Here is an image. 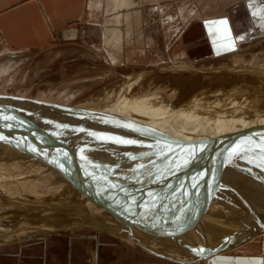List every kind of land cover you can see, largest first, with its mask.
<instances>
[{"label": "rangeland", "instance_id": "obj_1", "mask_svg": "<svg viewBox=\"0 0 264 264\" xmlns=\"http://www.w3.org/2000/svg\"><path fill=\"white\" fill-rule=\"evenodd\" d=\"M109 1H111V5L114 2V0ZM143 1L141 8L136 10L134 8L132 10L130 9V11H123L125 13H119L122 15L121 19L130 18V21L125 23V20L123 22L125 24H122L120 28L115 21L114 11H111L113 7L110 5L108 7L107 0V6L103 10L105 16L102 11L91 14L89 24L87 25L88 33L85 35L84 40L75 41L73 45L59 46L41 53L28 54L16 60H12L9 64L6 63L4 68L0 67V95H7V97L12 95L20 98L32 99L34 101H42L43 105H46V103L47 105L54 103L60 105L61 108L67 106L71 109H92L90 112L93 114L92 118L95 121V126H90L91 117L89 113H87V116L82 115L88 118H85L80 123L81 127L100 126L99 129L105 126L113 127H110L111 129L109 130L105 129L100 136L97 133H95V135L90 133L91 135H89V132L87 134L84 131L85 129L81 127H77L78 130H74L76 128H70L75 127L74 125L69 126L67 129L68 134L66 132L67 135H65L66 140L64 139L63 142H60L58 146L55 147L37 141V139L41 137L50 140L51 135H49V131H46V128L41 126L42 124L35 121L38 128H41V132L39 131L37 137L21 150H17L13 147V142L16 139L15 137L11 136L10 139L0 138V166L4 167L5 165V167L11 169L10 174H12L13 177L6 178L5 180L8 181V183L10 181L13 182V185L10 184V186L13 187L14 193L8 196L0 195L2 197V199H0V264H184L187 261H192L194 257L202 255L203 251L209 247L211 243L214 245L215 241L221 238L217 237L213 240L214 243L213 241H207L208 237L212 234L220 235L218 233L219 229L215 228L216 223H219L217 221L218 215L220 218L225 216V218L233 220L231 223L232 226L227 222L231 227L225 223L226 228H228L225 229L226 233L240 227L237 231L238 236H243L251 230L256 231L260 226L259 224L264 221H259L250 226H242L237 223L240 219L229 214V211L227 212L218 205V203L220 204L223 202L222 194L225 196L232 194L230 195L231 197L229 196L228 198H232V202L235 200V204L233 203V207L224 202V204L221 203L220 205L228 206V208L231 209L234 208V210L239 213L251 212V207L256 209L254 205H260V201H264V193L262 192L260 195L263 197L259 196V194L255 196V193L247 194L250 198L252 194L254 196H252L254 202L251 198L252 201L249 202L250 204L247 203V205H244L242 202L239 203L240 199L238 198L243 195L237 192H231L229 188H227L229 182L222 178V181L220 180L219 182H215L213 179L206 181L208 185H212V189L209 188L210 190L207 191L203 190L205 191L203 192L204 195L200 194L201 190H198L200 188L197 189V187L195 190L198 191H194L196 193H193V196L187 194V197L186 195L183 196L182 192H177V197L175 198H187L184 203V199L181 201H179L181 198L177 199L179 205L183 207H181L180 209L182 210L179 211L185 212V205L191 210H200L202 209L201 205L196 207V204H199L200 201V203H210L212 201L210 204L216 207V209H213V214H206L202 217L204 221L201 220V222H205L208 228L205 227V229L203 228L204 230H200V228L197 227L203 223H199L197 227H195L196 225H192L188 227V229L182 230L187 234L191 233L189 234L191 235V237H189L191 239L194 238V234H196V237H203V240H197L196 243L194 240L191 243L187 235L186 238L188 242H182L183 238H181V236L185 232H178V230H176L178 237L171 233L172 236L179 238L178 240H175L174 237L169 238L170 240L173 238V242L172 240L168 242V238L166 237L163 238L166 233L163 235L161 232L154 234L158 237L157 238L151 234L152 232L148 234V230L144 227L143 231L142 229L139 231L135 230L136 232L132 230L130 231L131 235L127 234L129 232H126V229H130V227L125 226L127 224L133 228L138 227L140 222L142 225H144V223L150 225L153 223L152 220H155V223L161 222L154 216L147 218L143 212H138L137 208L134 209L135 205L133 202L135 201L130 200V196H128L127 200L124 202L123 197H119V199L115 200L118 202L117 204L114 199H110L107 203L102 200H98V203L92 201V203H89V207L86 205L72 207L70 205V203H73L71 200H78V196L88 195L95 191H97L95 194L100 192L101 196L104 197L106 192L124 191L125 193V191L130 192L136 189L135 191L139 190L137 199L141 200L142 197H148V193L146 192L149 183L154 184L152 181L154 180L152 177L154 175L150 174L148 170H139L131 173L124 166L126 164L131 167L135 165V167L146 166L153 167L157 170H166L171 167L166 166L167 162L171 160L180 162V166L187 163H200L195 161L198 158L196 154L200 155L201 151L206 152L205 149H210V147L205 148V146H202L201 148V144L200 146L197 144L199 141L196 142L191 140L186 137V134L185 136L183 135V137H178L184 133H180V135L174 134V132L167 134L164 131L159 134L162 136L160 138L157 136V138H155L154 135H151L155 129L161 128L160 125V127L155 126L161 119H164L162 120L163 122L169 117V121H173L174 116L171 115L182 111L184 107H186V112L182 111L179 116L183 118L182 124L184 125L182 127H185V129H182V132L192 131L190 134L191 136L197 137L198 139L211 140L214 132H218L222 127L229 124V120H225V118L230 114L232 103H234V99L236 98H232V96L229 97V95L232 93V95H234L238 89L245 87L247 93L252 94H250L251 99L247 100L244 104L243 110L253 114L254 117L252 116V118L249 119L255 122L252 125L257 131H260V129L263 130L262 128H264V29L260 31L259 29L261 27L259 26L258 30L253 31L249 35H244L234 51L218 57H209L206 55V48L208 47L202 41L196 44H189L190 42L188 43L186 41L185 35H182L184 30L186 31L193 24L199 23L203 18L222 17L226 10L234 7L232 4L241 0ZM242 3H244V1ZM253 3L256 2L254 0L248 2L250 5H253ZM135 14L137 15L135 16ZM127 29L128 32L126 31ZM201 36L204 37V35ZM115 41L117 44L114 45ZM233 84H235V86ZM223 88H226L225 90L228 92ZM230 88H232V90ZM220 91L223 95L220 94ZM240 96L241 94L238 95L236 99H240ZM202 97L205 102L200 104L197 109L192 110V107L196 106L198 100ZM115 107L117 111L115 116L108 118L111 112L115 111ZM258 113L260 117L257 116ZM27 115L31 114L28 113ZM10 117L6 116L7 125H9V122L14 124L19 123L18 120L17 122ZM146 118L153 122L151 125L154 129H145L146 125L145 127L141 125V123L147 120ZM107 119L111 122L108 123V125H102L101 122H106L105 120ZM20 120L25 122L22 119ZM27 121L30 124H34L30 120ZM112 121H116L117 124H113L114 122ZM14 124H12V126ZM247 125H249V121ZM12 126H10V128H14ZM3 127L4 126L0 124V130ZM17 127V131L20 130V127ZM246 128L247 132H249L250 126ZM16 129L11 131L15 132ZM20 133L22 134V131H19L17 134L21 135ZM138 133L140 134L138 135ZM72 135L74 137H70ZM90 136L92 137L91 139L94 140L89 139ZM246 136H248V134H246ZM181 139H184V142L181 143L179 141ZM240 140L242 139L238 138L237 145L234 144L240 158L238 167L241 168V172L238 168L235 173V175H237V178H235V187H243L245 183V187L249 191L251 189L250 185L257 187L259 183L264 182V132L260 131L256 135L244 137L242 141ZM50 141L54 142V140ZM65 141H67V143ZM170 141H176L175 144L179 145H169L168 142ZM106 142H108V144ZM223 142L227 145L232 143H229L230 141L227 138L223 140ZM98 143L100 144L99 147ZM255 143H257V145ZM202 145L205 144L203 143ZM196 146L201 148V151L200 149L197 150ZM118 147L121 148L124 153L126 152L127 155L121 156L116 153V150H113ZM108 148L111 149L109 150ZM253 148L258 151H255ZM86 149L88 150L86 151ZM194 149H196V154L195 152L193 153ZM83 151L84 153L86 152L85 155L89 159V161H87L88 163L76 155L77 153L83 154ZM127 151L131 152L133 155L128 156L130 154L127 153ZM186 151L191 154L187 157H183L182 155H184L183 153ZM120 152L123 153L121 150ZM203 152L201 155L206 157ZM170 155L178 156L171 158ZM71 156L76 159L79 157V159L75 161L71 159ZM205 160L206 159H204L203 162H205ZM258 160L261 164L258 163ZM81 161L83 163L85 162L86 166L90 169L99 167L101 170L97 169V174L94 175L89 173L83 174L78 168V164ZM209 161L210 160H208V162ZM90 162L95 163L96 166H90ZM211 163L209 162V164ZM45 164L48 165L46 166ZM195 167L198 169L199 165H195L190 169L197 170ZM174 168L175 167H171L170 169ZM177 168L179 172H184L181 167ZM170 169L166 171H177L175 170L176 168L174 170ZM161 171L166 172L163 170ZM117 172L122 177H119ZM72 175H74L81 184L77 183ZM65 176H68L67 178L70 180H67ZM252 176L257 181L246 184ZM130 177L135 181H132ZM230 177V180H232L234 176L231 174ZM123 178L125 179L124 181H122ZM201 181L205 182L203 179ZM17 182H23L31 186L34 184L37 189L33 193H40V195H42V200L33 198V193L30 195L21 192L22 190L20 189L23 188H19L20 185ZM72 182L77 183V187L75 183L72 187ZM121 182L128 184V187L122 185ZM221 182L228 191H224L225 189L222 190V188H220L222 187ZM58 186H60L59 189ZM88 186L91 187L89 188ZM26 187L28 188V185H26ZM97 188H100V191H98L99 189ZM212 190H214L212 193L215 195L219 194L222 200L218 199L219 197H214L215 199H213L211 196H207V193H210ZM53 191H56V193L50 194ZM102 191L106 192L104 193ZM151 195H153V190ZM198 195H203L200 198L201 200ZM257 196L258 198L260 197V200H258ZM69 197L71 198V202L69 201L70 203H67V205L71 207L66 209L72 212H65L68 216H71L70 213L75 216L76 214H80L76 212L77 210H74L75 208H93V205H96L98 209H101L98 211L99 213H95L96 215L93 213L94 216L90 214L93 218H86L90 220V225L88 221H85L84 225L81 226L80 224H73L75 227L62 228L64 226H69V224L61 223V220L67 217L55 216L53 219L49 218V220H46L47 216L44 217L42 212L38 213L40 216H29L35 214L32 209H37L35 206H37L38 202H49L51 200L58 201V203H65L62 200L64 198L69 199ZM202 197L204 199L207 197V199L204 200ZM255 200L257 202H255ZM130 201L133 202L131 203ZM157 202L158 201H154L151 203L157 206L160 204ZM214 202H216V204ZM100 204L102 205L100 206ZM135 204H137V202H135ZM218 206L219 210H223L224 212L217 213ZM125 208H127L128 211L132 208L134 212H136V215L131 214L128 216V219H126L127 217L125 215L126 218H122L120 215H122L121 213ZM254 209L252 210L254 211ZM209 210H211V208H209ZM34 212H37V210ZM54 212L55 209H53L52 213ZM198 213L197 215H200ZM227 214L230 217H227ZM135 216L137 220H135ZM96 217L97 221H95ZM186 217L197 219L196 215L185 216V218ZM76 221L78 220L73 222ZM135 221H137L138 224H135ZM170 221L172 224L180 223V221L173 218ZM94 224H96V226ZM112 227L114 230H118L116 227H119L120 229L118 232H125L123 233L126 234L124 236L132 237L133 239H135V237H140L139 241H141L137 243V245H135V243H130L127 239H125V241L122 237L114 235L116 231L111 230ZM173 227L174 226H170L171 229L175 228ZM177 227L178 229L180 228L179 224H177ZM182 228L186 227L182 226ZM191 229H193V231H191ZM207 230H209V232H207ZM194 231L196 233H194ZM205 233L206 237L204 236ZM151 237L154 239H151ZM119 238H122V241L119 240ZM127 241L128 243H126ZM261 242L263 245L264 233H260L248 240L244 239V241L238 243L234 247L231 244L224 252L239 251L248 246H252L253 248L251 249H254V247L259 246ZM163 248L165 249L163 250ZM219 253H217V255H219ZM207 259L205 261H207ZM205 261L193 262L190 264H203Z\"/></svg>", "mask_w": 264, "mask_h": 264}, {"label": "bare ground", "instance_id": "obj_2", "mask_svg": "<svg viewBox=\"0 0 264 264\" xmlns=\"http://www.w3.org/2000/svg\"><path fill=\"white\" fill-rule=\"evenodd\" d=\"M141 2H143L142 0H115V3L117 4L118 3V6L116 5L115 7L113 6V8L111 9V11H114V13L115 12H117V13H125V12H123V11H130V9L132 10V9H134L135 8V10L137 9V7L136 6H138ZM114 4V3H113ZM143 5V4H142ZM217 5V4H216ZM141 6V5H140ZM134 10V11H135ZM140 12V11H139ZM114 15H116V14H114ZM137 14H135V16H136ZM116 17L117 18H115V21H116V23L119 25V27L121 28V25L123 24H125L127 21L129 22L130 21V18L128 19V18H125V17H123V18H125V19H121L122 18V15L121 14H118V15H116ZM126 20V21H125ZM125 21V23H123ZM132 29V28H131ZM119 31V30H118ZM122 31V30H121ZM124 31V30H123ZM127 32H128V29L126 30ZM124 33V32H123ZM122 33V34H123ZM134 33V32H133ZM132 33V34H133ZM125 34V33H124ZM130 35V34H129ZM121 36V35H120ZM114 37V36H113ZM122 37V36H121ZM115 44H117L116 43V41L114 42V45ZM122 44V43H121ZM123 45V44H122ZM129 45V44H128ZM118 46V45H117ZM120 46V45H119ZM118 49V48H117ZM119 50V49H118ZM117 50V51H118ZM116 54V53H115ZM116 56V55H115ZM114 58V57H113ZM250 71V70H249ZM237 73V72H236ZM242 73H244V72H242ZM247 76V75H246ZM236 77V76H235ZM250 78V77H249ZM234 86H235V84H233ZM233 86V87H234ZM236 86H238V85H236ZM224 87V86H223ZM240 88V87H239ZM242 88V89H241ZM240 89H238L236 92H235V94L234 95H232V94H230L229 95V97H231L232 96V98H237V96L238 95H240L241 94V96H240V99H234V103H232V107H231V112H230V114L228 115V117H226L225 118V120L226 119H228L229 120V124H227V125H225V127H222V129H220V130H218V132H214V135H213V138H211V140L209 139V140H207V139H198L197 137H194V136H191L190 134L192 133V131H189V132H182V129H185V127H182L184 124H182V119L183 118H180L179 116L181 115L180 113L182 112V111H185L186 112V107H184V109L182 110V111H179V112H177V113H175L174 115H171V116H174V120L173 121H169V117H167V119L165 120V121H163L162 122V120H164V119H161V121H159L158 122V124L157 125H155V126H161V128L159 129H155L154 130V132L151 134V135H154L155 136V138H160V137H162V136H160L159 134L160 133H163L164 131H165V133H167V134H170L171 132H174V134L176 133V134H178V135H180V133L182 134V133H184V134H182V135H180V136H178V137H183V135L185 136V134H186V137H188V138H190L191 140H193V141H199V143H197L199 146H200V144H201V148H202V146H205V148L206 147H210V149L208 148H206L205 150H206V152H203V151H201V148H199V147H197L196 146V148H197V150L198 149H200V151H201V153L203 152V153H205V156L207 157H204L203 155H201V153H200V155H198V154H196L197 152H195L196 151V149H194V151H193V153L195 152V154L197 155L196 157H198L197 158V160H195L196 162L198 161V162H200V163H195V164H192V163H187V164H183V166H180V162H178V161H173V160H171V161H168L167 162V164H166V166H171L172 168L173 167H175L174 169L175 170H177L178 168L177 167H181L183 170H184V172L186 173H182V172H179L178 170L177 171H166V170H168V169H170V168H168V169H166V170H164V169H161V170H163V171H166V172H162L161 170H157V169H155V168H153V167H146V166H142V167H135V165L133 166V167H131V166H129L128 164H126V165H124L128 170H129V172H135V171H139V170H148L149 171V173L150 174H153L154 176H152L153 177V179L154 180H152L153 182H154V184L156 185H154V184H152V183H149V185H148V190H147V192L146 193H148V197L146 196V197H142V199L140 200V199H137L138 197V191H135L136 189H133V190H131L130 192H126L125 191V193H124V191H122V192H118V191H115V192H112V193H110V192H104V191H102V192H104L105 193V195H104V197L103 196H101V194H100V192H98V193H96L95 194V192H97V191H93L94 193H89L88 195H82L81 197L80 196H78L79 198H78V200H76V201H74V199L73 200H71V198L69 197V199L68 198H64L62 201H64L65 203H58V201L56 202V201H43V202H38L37 203V206H35V207H37V209H32L33 210V213H35L34 215H29V216H37L38 215V213L39 212H42L43 213V216L45 217V216H47L46 217V220H49V218H51V219H53L55 216H59V217H67V218H65V219H63V220H61V223L62 224H69V226H64V227H62V228H67V227H75V225H73V224H80V226L81 225H84V223H85V221H88V224H89V222H90V218H93V213L95 214L96 212L97 213H99L98 211H100L101 209H98L97 207H96V205H93L94 207L92 208V207H90V208H88L89 206V203H92V201H95V202H97L98 200L100 201V200H102V201H104V202H106L107 203V201H109L110 199H114V201L115 200H117V199H119V197H123V202L124 201H126L127 200V198H128V196H130V200H134L135 202H137V204H135V202H133V204L135 205H133L134 206V209H136L137 208V211L138 212H143L145 215H146V217L148 218V217H150V216H154L156 219L158 218V221L160 220L161 222H159V223H155V220H152V224H146V223H144V225H142V224H138V222L137 221H135V224H138V227H133V228H131V226H129V224H127V225H125V226H128V227H130V229L129 228H127L126 229V232L128 231L129 233H127V234H130V231H132L133 230V232H136L135 230H137V231H139V230H141L142 229V231H143V227L144 228H146L147 230H148V234H149V232H152L151 234L152 235H154V234H157L158 232H161V234L163 235V234H165L164 236H163V238L164 237H166V238H168V242L169 241H171L169 238H171V237H174V236H172V234L171 233H173L175 236H177L178 237V233H176V230H178V232L179 231H181L182 233H184L185 231H182L183 229H188V227H190V226H192V225H196L195 227H197V225L200 223H203L202 225H198V227L197 228H200V230H204L205 229V227H207L206 225H205V222H201V220H202V217H203V215H206V214H209V215H211V214H213L214 212H213V209H216V207H213V205L212 204H210L209 202V204L208 203H200L199 202V204H196V207H198L199 205H201L202 206V209H196V210H194V209H189L186 205L184 206L185 207V212L184 211H179V210H182V209H180L182 206H180L179 205V203L177 202L178 200L177 199H180L181 197H178V198H175V197H177V192H182L183 193V196L184 195H186L187 197H188V195L187 194H190V195H192L193 196V193H196L198 190H201V192H200V194H203V192H205V191H207V190H210V189H212V185H208L207 183H206V181H209L210 179H213L215 182H218V180H216V176H214L215 174H214V172L216 171L215 169H217L216 167L218 166L219 168H220V171L218 172L219 173V175H217L219 178H220V180H221V178L222 179H224L225 181H227V182H229L228 183V185H227V188H229V190L231 191V192H237V193H239V194H241V195H243V196H240V198H238V199H240V202L239 203H244V205H247V203L248 204H250L249 202H251L252 200H251V198H252V196H253V194H252V196H251V198L250 197H248V195L247 194H250V193H255V196L256 195H258L259 194V196H261V197H263L262 195H260L262 192L264 193V182H262V183H259V186L257 185V187L255 186V187H253V186H251L250 185V190L248 191V189L245 187L246 185H245V183L243 184V187H235L236 185V182H235V178H237V175H235V173H236V171L238 170V164H239V161H240V158H239V156H238V153H237V151H236V149H235V147L236 146H234V144H236L237 145V140H238V138L239 139H244V137L246 138V137H248V136H252V135H256V134H258V132H260V131H263L264 132V128H262L263 130H261L260 129V131L258 130L257 131V129L256 128H254L253 127V123H255V122H252L249 118H252V116H253V114L252 113H249V111H246V110H243L244 109V104L246 103V101L247 100H250L251 99V96H250V94H252V93H247V89L245 90V87H241ZM224 89V88H223ZM223 89H221L222 91H224ZM228 89V88H227ZM231 90H232V88H230ZM230 90V91H231ZM218 91V90H217ZM225 91H227V90H225ZM228 92V91H227ZM219 93V92H218ZM220 94H222L221 93V91H220ZM226 94V93H225ZM225 94H224V96H225ZM223 95V94H222ZM217 96V95H216ZM205 102V100L203 99V97L202 98H200L199 100H198V104L196 105V106H194V107H192V110H195V109H197L198 107H199V105L200 104H203ZM110 104V103H109ZM0 105H3V107L4 108H6V110H8V113H9V111L12 113V112H14V113H19V114H21V117H23V119H25V120H30L31 122H33V123H35V122H38L36 119H38V120H41L42 121V127L43 128H46V131H49L50 132V134L49 135H51L50 137V140H54V142L53 141H50L48 138H40V139H37V141H39V142H42V143H47V144H50L51 146L53 145V147H55V146H58V144L60 143V142H63L64 141V139H65V135H67L68 134V132H67V129H68V127L69 126H75V127H70V128H76V129H74V130H78L77 129V127L79 128V127H81L80 125V123L86 118H88V117H85V116H87V113H89V116L91 117V125L90 126H95L94 125V123H95V121H94V119L92 118V116H93V114L90 112V110H92V109H90V110H83V109H80V108H72L71 109V111H72V113H66L67 111L65 110V109H63V108H49V107H46V105H34V104H32V103H24V102H21V101H18L17 99L16 100H14V99H8V100H6V98H3V99H0ZM49 106V105H48ZM88 106V105H87ZM143 106V105H142ZM3 107H0V108H2L3 109ZM201 107V106H200ZM204 108V107H203ZM177 111V110H176ZM116 107H115V111H112L111 112V114L109 115V117L108 118H112L113 116H115V114H116ZM250 112H253V111H250ZM31 114V115H27V114ZM78 115H77V114ZM6 114V113H5ZM251 114V115H250ZM8 115H10V113L8 114ZM8 115H6L7 117H9ZM82 115H85V116H82ZM39 116H41V118H38ZM257 116H259L260 117V114L258 113V115ZM254 117V116H253ZM139 118V117H138ZM15 119V118H14ZM147 120L144 122V123H141V125L142 126H144L145 127V125H146V127H145V129L146 128H152V123L153 122H151L148 118H146ZM151 119V118H150ZM156 119V118H155ZM256 119H257V117H256ZM135 120V119H134ZM35 121V122H34ZM106 122H101V124L102 125H108V123H110L111 121H108V119L107 120H105ZM133 121V120H132ZM155 121V120H154ZM166 121H168V122H166ZM194 121V120H193ZM248 121H249V125H247L248 124ZM112 122H114L113 124H117V122L116 121H112ZM156 122V121H155ZM39 124H40V121L38 122ZM107 123V124H106ZM121 123V122H120ZM131 123V122H130ZM139 123V122H138ZM207 123V122H206ZM122 124V123H121ZM154 124H156V123H154ZM126 125V124H125ZM90 126H87V127H81V128H84L85 130V132L88 134V132H89V135H91L90 133H92V135L94 134L95 135V133H97V134H99L100 136L102 135V132L105 130V129H107V130H109V129H111V128H113V127H109V126H105V127H103V126H101V127H103V128H100L99 129V127L100 126H98V127H90ZM140 126V125H139ZM154 126V127H155ZM159 126V127H160ZM247 126H250V130H249V132H247ZM187 127V126H186ZM99 130H98V129ZM132 129H134V128H132ZM143 129V128H142ZM150 129H147V130H150ZM152 129H154V128H152ZM163 129V130H162ZM12 130H15L14 128H12ZM153 131V130H152ZM151 131V132H152ZM155 131H156V133H158V134H156L155 133ZM66 132H67V134H66ZM84 132V133H85ZM126 132V131H125ZM149 132V131H148ZM246 132V133H245ZM117 133H118V131H117ZM145 133V132H144ZM147 133V132H146ZM156 135H155V134ZM140 133H138V135H139ZM188 134V135H187ZM246 134H248V136H246ZM48 135V136H49ZM70 135V134H69ZM119 136V135H118ZM144 136V135H143ZM157 136V137H156ZM70 137H74L73 135L72 136H70ZM84 137V136H83ZM69 138V137H68ZM75 138H76V136H75ZM92 137L90 136L89 137V139H91ZM133 138H134V136H133ZM138 138V137H137ZM229 139V143H231V144H226L225 142H223V140H225V139ZM122 139V138H121ZM126 139V138H125ZM129 139V138H128ZM131 139V138H130ZM176 139H180V138H176ZM66 140V139H65ZM69 140H71V139H69ZM78 140V139H77ZM76 140V141H77ZM91 140H94V139H91ZM90 140V141H91ZM95 140H97V139H95ZM132 140V139H131ZM242 140H240V141H242ZM181 143L182 142H184V139L182 140H179ZM246 141V140H245ZM248 141V140H247ZM259 141V140H258ZM66 143H67V141H65ZM64 142V143H65ZM70 142V141H69ZM68 142V143H69ZM73 142V141H72ZM91 142H93V141H91ZM187 142V141H186ZM192 142V141H191ZM195 142V143H196ZM250 142V141H249ZM248 142V143H249ZM73 143H75V142H73ZM86 143H87V141H86ZM107 144H108V142H106ZM110 143H112V142H110ZM109 143V144H110ZM114 143V142H113ZM205 144V145H202V144ZM241 143V142H240ZM243 143V142H242ZM76 144V143H75ZM99 144V143H98ZM115 144V143H114ZM256 145H257V143H255ZM262 144V143H261ZM65 145V144H64ZM67 145V144H66ZM82 145V144H81ZM87 145V144H86ZM194 145V144H193ZM239 145V144H238ZM241 145V144H240ZM246 145V144H245ZM245 145H242V146H245ZM251 145H253V144H251ZM250 145V146H251ZM89 146V145H88ZM100 146V144L98 145V147ZM195 146V145H194ZM254 146V145H253ZM252 146V147H253ZM107 147V146H106ZM246 147V146H245ZM251 147V148H252ZM255 147V146H254ZM103 148V147H102ZM100 149V148H99ZM109 150L111 149V148H108ZM240 149V148H239ZM254 149V148H253ZM259 149V148H258ZM88 149H86V151H87ZM113 150H116L117 152L116 153H118V154H120L121 156H126L127 154H126V152L124 153L123 152V150L121 149V148H116V149H113ZM120 150L123 152V153H121L120 152ZM129 150H131V149H129ZM193 150V149H192ZM191 150V151H192ZM255 151H258V150H256V149H254ZM106 151V150H105ZM104 151V152H105ZM133 151V150H132ZM182 151V150H181ZM260 151H262V150H260ZM103 152V153H104ZM178 152H179V150H178ZM178 152H177V154H178ZM77 153V152H76ZM86 153V152H85ZM85 153H84V151H83V154H80V153H77L76 155H78L82 160H84V161H86V163H88L87 161H89V159L86 157V155H85ZM102 153V154H103ZM107 153V152H106ZM127 153H129L130 155H128V156H131V155H133L131 152H128L127 151ZM180 153V152H179ZM184 155H182L183 157H187L188 155H190L189 154V152H185V153H183ZM194 154V155H195ZM59 155H60V153H59ZM104 155V154H103ZM193 155V154H192ZM93 156H95V157H98V156H96V155H93ZM171 156V158L172 157H174V156H178V155H174V156H172V155H170ZM72 158L71 159H73V160H75V161H77L78 159H79V157H77L78 159H76L75 157H73V156H71ZM165 157V156H164ZM166 158V157H165ZM178 158H181V157H178ZM92 159H94V158H92ZM167 159V158H166ZM204 159H208V160H210L209 162L211 163L210 164V166H211V168H212V170L214 171H212L211 169H210V174L209 175H206L205 177H202L200 174H199V172H200V170H199V168L197 169V167H195L197 170H192V169H190V168H192L193 166H195V165H202L203 163H205V162H203L204 161ZM261 159V158H260ZM91 160V159H90ZM138 160H139V158H138ZM14 161V160H13ZM188 161V160H187ZM259 161V160H258ZM257 161V162H258ZM16 162V161H15ZM135 162V161H134ZM202 162V163H201ZM258 163H260V161L258 162ZM4 164V163H3ZM6 164V163H5ZM51 164V163H50ZM261 164V163H260ZM46 165V164H45ZM48 165V164H47ZM46 165V166H47ZM89 165L90 166H96V164L95 163H89ZM98 166V165H97ZM165 166V167H166ZM244 166V165H243ZM257 166V165H256ZM102 167V166H101ZM255 167V166H254ZM263 167V166H262ZM78 168L81 170V172L83 173V174H97V169H100L99 167L98 168H89V167H87L86 166V164H85V162L83 163L82 161L81 162H79V164H78ZM105 168V167H104ZM125 168V169H126ZM164 168V167H163ZM243 168V167H242ZM96 169V170H95ZM103 169V168H102ZM174 169H170V170H174ZM194 169V168H193ZM236 169V170H235ZM241 168H239V170H240ZM246 169V168H245ZM244 169V170H245ZM251 169H252V167H251ZM2 170H6V171H2ZM10 168L9 167H5V165H4V167L3 166H0V190H1V192H0V195H4V196H8V195H12V194H14L13 193V187L12 186H10V184H12L13 182L12 181H10L9 183H8V181H6L5 179L6 178H12L13 176H12V174H10ZM101 170V169H100ZM225 170V171H224ZM247 170V169H246ZM249 170V169H248ZM105 171H106V169H105ZM109 171V170H108ZM224 171V172H223ZM243 171V170H242ZM13 172V171H12ZM240 172H241V170H240ZM122 173V172H121ZM217 173V174H218ZM117 174H118V176L119 177H122V176H120L119 175V173L117 172ZM231 174H232V176H234V177H232V180H230L231 179ZM126 175V174H125ZM73 176V179H75V181H77V183H79L80 181H78V179L77 178H75L74 177V175H72ZM245 176V175H244ZM247 176H248V174H247ZM246 176V177H247ZM66 177V176H65ZM68 177V176H67ZM66 177V179L68 180L69 178H67ZM69 177L71 178V176L69 175ZM79 178V177H78ZM117 178V177H116ZM131 178V177H130ZM14 179V178H13ZM65 179V180H66ZM148 179V178H147ZM204 180L205 182H203V181H201V180ZM66 180V181H67ZM70 180V179H69ZM125 179L123 178L122 179V181H124ZM131 180L132 181H135L133 178H131ZM6 181V182H5ZM148 181V180H147ZM222 181V180H221ZM252 181H254V182H256L257 180L256 179H254V177L252 176L251 177V179L250 180H248L247 181V183L246 184H250V182H252ZM16 182V181H15ZM25 182V181H24ZM50 182V181H49ZM68 182V181H67ZM126 182V181H125ZM19 185H20V187L19 188H23V189H20V190H22L21 192H23V193H27V194H30L31 195V193H33L34 191H36V187L34 186V184H33V186H31V185H29V184H25V183H23V182H17ZM23 183V184H22ZM75 183V182H74ZM73 182H72V184H71V186L73 187V184H74ZM77 183H75L76 184V187H77ZM74 184V185H75ZM79 184H81V183H79ZM83 184V183H82ZM85 184V183H84ZM121 184L122 185H125V186H127L128 187V184H126V183H123V182H121ZM200 184V185H199ZM258 184V183H257ZM262 184V185H261ZM13 185V184H12ZM26 185H28V188L26 187ZM44 185H45V183H44ZM82 186V185H81ZM84 186V185H83ZM87 186V185H86ZM142 186V185H141ZM153 186V187H152ZM161 186V187H160ZM237 186H238V184H237ZM59 187L60 186H58V189H59ZM75 187V188H76ZM89 187V186H88ZM91 187V186H90ZM89 187V188H90ZM197 187V189L198 188H200V189H198V190H195V188ZM18 188V189H19ZM42 188V187H41ZM95 188V187H94ZM94 188H93V190H94ZM140 188V187H139ZM138 188V189H139ZM210 188V189H209ZM44 189V188H43ZM97 189H99L98 191H100V188H97ZM16 190H17V188H16ZM95 190H96V188H95ZM152 190H153V195H151V193H152ZM203 190H205V191H203ZM256 190H258V191H256ZM127 191H129V190H127ZM151 191V192H150ZM194 191H196V192H194ZM214 190H212V191H210V193L208 194L207 193V196H211V198H213V199H215V198H217V197H219L218 199H222L221 198V196H219V194L218 195H215V194H213L212 192H213ZM46 192H48V191H46ZM59 192V191H58ZM137 192V193H136ZM12 193V194H11ZM54 193H56V191H53L52 193H50V194H54ZM109 193V194H108ZM257 193V194H256ZM61 194H62V192H61ZM181 194V193H180ZM25 195V194H24ZM134 195V196H133ZM136 195V196H135ZM150 195V196H149ZM204 195V194H203ZM203 195H201V196H203ZM230 195H232V194H230ZM229 195V196H230ZM246 195H247V197H248V199H247V197H246ZM264 195V194H263ZM33 198H38V200H42V195H40V193L38 194V193H33ZM44 196H45V194H44ZM68 196V195H67ZM98 196V197H97ZM107 196V197H106ZM127 196V197H126ZM182 196V197H183ZM185 196V197H186ZM198 196H200V195H198ZM201 196L199 197V199L201 198ZM228 196V195H227ZM228 196V197H229ZM250 196V195H249ZM1 197V196H0ZM172 197H173V199H172ZM215 197V198H214ZM231 197V196H230ZM254 197V196H253ZM54 198V197H53ZM203 198V197H202ZM210 198V199H211ZM241 198H242V200H241ZM249 198H250V201H249ZM257 198H258V196H257ZM0 199H2V197L0 198ZM184 199V198H183ZM182 198L179 200V201H181V200H183ZM186 200H187V198H185ZM185 199L183 200V203H184V201H185ZM204 199V198H203ZM202 199V200H203ZM205 199H207V197H205ZM204 199V200H205ZM232 199V198H231ZM253 199V198H252ZM255 199H256V197H255ZM4 200H5V198H4ZM30 200V199H29ZM73 201V203H70L71 201ZM201 200V199H200ZM219 200V201H220ZM237 200V199H236ZM258 200H260V197L258 198ZM3 201V200H2ZM1 201V202H2ZM20 201V200H19ZM34 201H36V200H34ZM62 201H60V202H62ZM70 201V202H69ZM98 201V202H99ZM119 201H121V200H119ZM154 201H158L157 203H160V204H158L157 206L156 205H154L153 203H151V202H154ZM207 201V200H206ZM97 202V203H98ZM116 202V201H115ZM131 202V201H130ZM131 202V203H132ZM221 202V201H220ZM224 202V201H223ZM223 202H221V203H223ZM234 202H235V200H234ZM233 202V203H234ZM253 202H254V199H253ZM252 202V203H253ZM255 202H257L256 200H255ZM67 203H70V205L72 206V207H80V206H88V207H86V208H75L74 210L76 211V212H79L80 214H76V216L75 215H72V213H70V215L71 216H68L65 212H72V211H69V210H67L66 208H70L71 206L70 205H67ZM118 202H116V204H117ZM122 203V202H121ZM215 204H216V202H214ZM218 203V202H217ZM220 203V204H221ZM232 203V204H233ZM120 204V203H119ZM122 204H124V203H122ZM165 204V205H164ZM180 204H182V203H180ZM219 203H218V205L219 206H221V208H223V209H225L227 212L229 211V214H232V215H234L237 219H240L237 223H239L240 225H242V226H245V225H247V226H250V225H253V224H256V223H258L259 221H262V220H264V201H260V205L259 204H255L254 206L256 207V209H254V207L252 208L251 207V209H250V211L251 212H246V213H239V212H237L236 210H234V208H228V206H224V205H220ZM224 204V203H223ZM235 204V203H234ZM236 204H238V203H236ZM98 205V204H97ZM102 204H100V206H101ZM132 205V204H131ZM182 205H184V204H182ZM212 205V206H211ZM228 205V204H227ZM99 206V207H100ZM118 206V205H117ZM120 206V205H119ZM180 206V207H179ZM217 206V205H216ZM219 206H218V212L217 213H220V212H224L223 210L221 211V210H219ZM230 206V205H229ZM236 206V205H235ZM251 206V205H250ZM259 206V207H258ZM123 207H124V205H123ZM132 207V206H131ZM107 208V207H106ZM120 208H121V206H120ZM183 208V207H182ZM209 208H211V210H209ZM238 208V207H237ZM240 208V207H239ZM53 209H55V212L54 213H52L53 212ZM112 209V208H111ZM249 209V208H248ZM252 209H254V211L252 210ZM35 210H37V212H34ZM105 210V209H104ZM188 210V211H187ZM247 210V209H246ZM31 211V210H30ZM117 211V210H116ZM116 211H115V213H116ZM120 211V210H119ZM198 212H200V213H198V214H200V215H202V216H200V215H197V213ZM231 212V213H230ZM252 212H254V213H252ZM52 213V214H51ZM117 213H119V212H117ZM136 212H134V210L132 209V208H130V210L128 211L127 210V208H125V209H123V212L121 213L122 215H120V214H117V215H120L122 218H124L125 217V215H126V219H128V216H130L131 214H133V215H136L135 214ZM48 214V215H47ZM69 214V213H68ZM84 214V215H83ZM90 214H92L93 216L91 217V215ZM96 215V214H95ZM144 215V216H145ZM190 215H196L197 216V219H195V218H185V216H190ZM38 216H40V214L38 215ZM42 216V215H41ZM68 217H70V218H68ZM73 217V218H72ZM227 217H230L228 214H227ZM86 218H89V219H86ZM95 218V217H94ZM155 218H152V219H155ZM176 219L177 221H180V223H177V224H179V229H178V227H177V224L176 223H174V224H172V222L170 221L171 219ZM68 219V220H67ZM145 219V218H144ZM66 220V221H65ZM75 220H78V221H76V222H73V221H75ZM135 220H137V218H136V216H135ZM95 221H97V217H96V220ZM202 221H204V220H202ZM217 221L219 222V223H216V225H215V228H218L219 229V236H218V234H212V233H210V234H212L211 236H207L208 237V239H207V241L208 242H211V241H213V240H215L217 237H221L220 239H218V240H216L215 241V244L213 245L212 243H211V245L209 246V247H207L204 251H203V253H202V255H199V256H196V257H194V259L192 260V261H187V262H185L184 264H190V263H193V262H203V261H205L208 257H211V256H208L207 258H204V257H202V256H204V255H207V253H210V251H214L215 249H217L223 242H226V241H228V243L227 244H229V245H231L232 243H231V235H232V232H233V230L232 231H230V232H228V233H226V231H225V229H228V228H226V225H225V223H229L230 225H231V223L233 222V220H230V218H225V216H223L222 218H220V216L218 215V218H217ZM53 222H54V220H53ZM94 222V221H93ZM176 222V221H175ZM97 223V222H96ZM227 223V225L228 226H230L229 224ZM262 223H264V221H262ZM261 223V224H262ZM99 224V223H98ZM261 224H259V225H261ZM72 225V226H71ZM90 225V224H89ZM95 226H96V224H94ZM93 225V226H94ZM135 226V225H134ZM170 226H174L173 228L174 229H171L170 228ZM182 226H185L186 228H182ZM232 226V225H231ZM230 226V227H231ZM57 227V226H56ZM90 227V226H89ZM120 227V226H119ZM119 227H116V228H118V230L121 228H119ZM235 227V226H234ZM237 227V226H236ZM59 228H61V227H59ZM115 228V229H116ZM124 228V227H123ZM204 228V229H203ZM208 228V227H207ZM240 228V227H239ZM239 228L238 229H234V231H236V234H238V230H239ZM110 229V228H109ZM232 229V228H231ZM111 230H114L113 229V227L111 228ZM118 230L116 229V230H114V231H116V233L114 234V232H113V234L114 235H116V236H118V237H122L124 240L125 239H127L130 243H135V245H137V243H139L140 241H139V238L138 237H135V239H133L132 237H127V236H124V235H126V234H123V233H125V232H123V233H120V232H118ZM229 230H230V228H229ZM36 231V230H35ZM121 231V230H120ZM124 231V230H123ZM191 231H193V229H191ZM200 232V231H199ZM207 232H209V230H207ZM43 233V232H42ZM194 233H196L195 231H194ZM198 233V232H197ZM200 233H202V232H200ZM189 234H191V233H189ZM189 234H187L186 232L181 236V238H183V241L182 242H184V241H187L188 242V239L186 238V235H187V237L189 238V237H191V235H189ZM199 234V233H198ZM131 235V234H130ZM160 235V234H159ZM154 236H156V235H154ZM200 236V235H199ZM205 237H206V233H205V235H204ZM238 236V235H237ZM157 237V236H156ZM155 237V238H156ZM194 238L193 239H191V238H189V240H191V243H192V241L194 240L195 241V243L197 242V240H203V237L202 236H200V237H196V234H194V236H193ZM122 238L120 239L119 238V240H121L122 241ZM138 238V239H137ZM158 238V237H157ZM156 238V239H157ZM160 238V237H159ZM187 240H186V239ZM197 238V239H196ZM142 239V238H141ZM150 239V238H149ZM148 239V240H149ZM151 239H154V238H152L151 237ZM174 239L176 240H178L179 238H176V237H174ZM205 240V239H204ZM126 241V240H125ZM128 241L126 242V243H128ZM147 242H150V241H147ZM172 242H173V240H172ZM175 242V241H174ZM151 243V242H150ZM159 243V242H158ZM162 243V242H161ZM185 243V242H184ZM213 243H214V241H213ZM148 244V243H147ZM181 244V243H180ZM187 244V243H186ZM207 245V244H206ZM229 245H228V247H229ZM152 246V245H151ZM183 246H184V244H183ZM189 246V245H188ZM138 247V246H137ZM158 247V246H157ZM163 247V246H162ZM197 247H198V244H197ZM227 247V248H228ZM166 248V247H165ZM165 248H163V250L165 249ZM186 248H187V246H186ZM226 248V249H227ZM167 249V248H166ZM225 249V250H226ZM224 250V251H225ZM184 251V250H183ZM207 251V252H206ZM224 251H222V253L224 252ZM178 252H180V251H178ZM217 254V253H216ZM215 255V254H214Z\"/></svg>", "mask_w": 264, "mask_h": 264}, {"label": "crops", "instance_id": "obj_3", "mask_svg": "<svg viewBox=\"0 0 264 264\" xmlns=\"http://www.w3.org/2000/svg\"><path fill=\"white\" fill-rule=\"evenodd\" d=\"M249 1L253 0L236 1L222 17L203 18L182 35L189 44L200 41L206 44L209 57L234 51L244 35L259 26L260 31L264 29V0H254L253 5ZM113 3L108 0V7L118 6L115 0ZM106 6L107 0H0V67L28 54L84 40L91 14L103 12ZM262 242L254 249L248 246L216 254L203 264H264Z\"/></svg>", "mask_w": 264, "mask_h": 264}, {"label": "water", "instance_id": "obj_4", "mask_svg": "<svg viewBox=\"0 0 264 264\" xmlns=\"http://www.w3.org/2000/svg\"><path fill=\"white\" fill-rule=\"evenodd\" d=\"M3 98H6V100H8V99L16 100L17 99L18 101H21V102H24V103H32L34 105L43 104L42 101H34L32 99L20 98V97L12 96V95H9L8 97H7V95H0V99H3ZM0 107H3V105H0ZM46 107H49V108H60V105L53 103V104H49V106H48L47 103H46ZM62 108L67 111L66 113H69V114L72 113L70 107L65 106V107H62ZM6 112H8V110H6V108H4V107H3V109L0 108V124L2 126H4L0 130V135H1L0 138H3V139L9 138L10 139L11 136L15 137L16 139L13 142V147L15 149H17V150H21L24 147H26V145L30 144L31 141H33L37 137L38 132L39 131L41 132V128H38V125H36L35 123L34 124H30L27 120H25V119H23V117H21V114L12 112L8 116L9 117L12 116L10 118H13V119L15 118L14 120H16V121L18 120L19 123H15L14 124V123L9 122L8 124L9 125L11 124L10 126H12V124H14L12 127H14L15 129H16L17 126L20 127V130L17 131V129H16V131L13 132V131H11L12 128H10V126L7 125V121H6L7 118H6V115H5ZM6 114H8V113H6ZM38 118H41V116H39ZM20 119L24 120L25 122H22ZM36 120L38 122L40 121V124L42 123L41 120H38V119H36ZM21 126H23V127H21ZM19 131L20 132L22 131V134L20 133L21 135L17 134ZM168 143H169V145H172V146H178L179 145V144H175L176 141L175 142L174 141H172V142L170 141ZM216 168L217 169H215L216 171L214 172L212 170L209 162H208V159H206L205 163H203L202 165L199 166V170H200L199 174L202 177H205L206 175L210 174V172H211L210 169H211L214 172V174H215L214 176H216L215 177L216 180H218V182H219L220 178L217 175H219L218 172L220 171V168L218 166ZM221 184H222V182H221ZM220 188H222V190L225 189L224 191H228L227 188L223 184H222V187H220ZM222 195H223L224 203L228 204V205H231L233 207L232 200L229 199L228 196H225L224 194H222ZM260 233H264V223H262L259 226V228H257L256 231L251 230L249 233H246L243 236L242 235L237 236L238 234H236V231H233L230 240H231V243H232V245L234 247L238 243L244 241V239L248 240L249 238L255 237V236L259 235ZM227 243H228V241L223 242L217 249H215L214 251H210V253H207V255H204L202 257L207 258L208 256H211V255H214L216 253L224 251L229 245Z\"/></svg>", "mask_w": 264, "mask_h": 264}]
</instances>
